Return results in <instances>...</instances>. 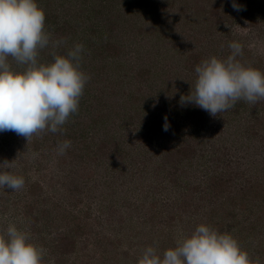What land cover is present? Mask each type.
I'll use <instances>...</instances> for the list:
<instances>
[{
	"label": "rangeland",
	"instance_id": "374dc122",
	"mask_svg": "<svg viewBox=\"0 0 264 264\" xmlns=\"http://www.w3.org/2000/svg\"><path fill=\"white\" fill-rule=\"evenodd\" d=\"M45 1L50 3L52 15H58L60 22L69 25L71 46H84L82 53L87 55L85 65L81 64L84 72H145V62L158 67L169 60L180 78L184 77L180 72L187 69L183 65L184 55L191 49L199 51L201 46L194 44L188 34L201 27L202 20L191 24L198 16L195 10L181 21L177 20L176 6L171 11L167 5L170 8L165 14L167 25L152 38L150 16L142 4L139 7L140 1L107 0L106 4H100L99 0ZM202 6L206 12L209 10L204 3ZM113 24L118 25L117 29ZM221 26L223 33L233 29L238 34L236 37L254 33L245 21L234 20L231 24L224 21ZM72 28H76L75 35ZM174 32L180 34L175 36ZM48 33L53 40H61L52 30ZM83 36L90 38V42H82ZM105 42L111 43L118 56L100 69L93 56L98 55V47ZM44 62L48 63L49 59ZM13 68L23 70L20 66ZM144 86L146 91L141 92L126 79L120 86L119 103L124 104L112 127L120 137L128 130L130 144L125 153L112 155L115 158L99 153L95 161L82 145L70 152L66 150L64 155H59L57 149L35 150L33 137L27 141L15 132H0V164L7 160L13 165L0 168V172L25 178V186L19 191L0 188V234L13 223L31 238L44 236L47 240L36 242L46 250L51 238L65 230L68 214L63 211L68 206L69 218L75 224L73 229L81 226L80 230L71 232L77 248L58 262L45 256L44 264H138L144 248L152 246L162 254L175 246L181 234L190 235L201 223L231 234L242 250L247 251L252 264H264V146L257 142L256 148L240 161L242 167L237 172L235 164L226 168L222 155L230 156L224 151L234 129L229 120L231 112L220 113L212 120L213 116L195 105V110L170 117L165 105L156 109L153 114L157 120L150 140L144 137L141 126L135 130L136 120L125 111L149 93L147 88L156 94L155 87ZM113 105L117 110V103ZM193 116L199 120L198 124ZM165 118L170 125L167 131H164ZM219 125H224L223 129ZM182 146L186 152L181 150ZM81 158L88 168L81 164ZM229 174L233 180L222 187V194L213 195L215 175L225 180ZM88 176L91 177L87 181ZM244 179H251L252 187L243 185L240 189ZM28 185H33L32 190L38 185L34 191L37 193H29ZM234 185L241 190L238 194L233 190ZM51 204H57L58 209L49 210ZM28 207H32L35 222Z\"/></svg>",
	"mask_w": 264,
	"mask_h": 264
},
{
	"label": "clouds",
	"instance_id": "9594fccd",
	"mask_svg": "<svg viewBox=\"0 0 264 264\" xmlns=\"http://www.w3.org/2000/svg\"><path fill=\"white\" fill-rule=\"evenodd\" d=\"M233 8L242 10L233 3ZM45 12L37 0H0V132L13 131L30 141L34 135L57 133L76 114L86 83L90 79L80 67L82 44L66 54H57L63 40H53L45 29ZM226 59L211 56L196 67L194 87L180 102L194 104L216 117L238 101L255 105L264 100V71L237 60L242 54L238 42L228 45ZM51 48L50 63L38 62L41 50ZM11 61L23 70H15ZM170 125L165 118L164 131ZM71 141L57 144L64 155ZM5 160L0 168H12ZM25 178L0 172V188L19 191ZM46 250L33 242L27 231L10 223L0 234V264H44ZM138 264H252L247 251L229 233H221L205 223L190 235L181 234L174 247L162 254L148 246Z\"/></svg>",
	"mask_w": 264,
	"mask_h": 264
},
{
	"label": "trees",
	"instance_id": "16d2710c",
	"mask_svg": "<svg viewBox=\"0 0 264 264\" xmlns=\"http://www.w3.org/2000/svg\"><path fill=\"white\" fill-rule=\"evenodd\" d=\"M138 1H140V3ZM106 2L107 0H99L100 4H106ZM129 2L131 3V0ZM133 2H138L139 5L142 4L144 9L148 11L152 38H156L167 25V16L165 14L170 11L167 5H170L172 8L171 11H173L176 6L175 14L177 15V20L182 21L183 17L190 15L193 10H195L198 16L192 20L191 24L193 22L197 24L202 20L200 23L201 27L191 30L188 33L195 41L194 44L201 46L199 47V51L191 49L184 55L186 58L183 60V65L187 69L180 72L184 74V77L181 76L179 78L178 75H176L177 72H174L175 67L169 60H166L165 63L162 62L158 67H153V62H145L146 65H144L143 69L145 72H85L90 79L86 83L84 93L80 99L78 112L69 117L68 122L63 126L62 132H46L42 133L40 136L34 135L33 146L35 150L42 148L43 151H50L51 149H57L58 143L70 140L71 147L67 149L69 152L82 145L85 147L87 153L92 154L91 157L94 158L93 160L95 161L98 160L99 153L110 155V157H114L112 155L119 154L120 152L123 153V151L125 153L126 146L130 144L128 130H125V132L122 131L123 135L121 136L123 137H120L116 134L115 128L112 127L115 123V118L118 116L117 114H119L122 103L124 104V102L119 103V100L122 98V93L119 89L125 79L130 85H136L140 91H146L144 84L155 87V95H153V90L151 91V89L147 88L149 93L147 95L146 93H142L141 100L139 102H134L132 106L125 110L127 114L131 115L132 120H136L133 125L135 130L141 126L142 131H145L144 135L146 136L144 137H148L151 140L153 137H151L152 134L150 132L153 130L152 126L157 120L156 116L153 114L156 109L165 105L166 108L164 109L170 113L168 117L180 113L186 114L188 111L197 109L193 107L194 104L189 103L182 105L180 102L181 96H186L190 92L191 85L194 87L197 78L195 67L202 60L211 56L226 59L227 56L231 54L228 45L232 42H238L242 46V54L237 57L239 62L246 66H252L264 71V0H164L161 3L158 0H133ZM37 3L41 8L43 4L46 3V10L44 11L46 16L45 29L47 32L52 30L59 39L66 42L56 49L57 54H66L67 50L72 47L71 41H73V38H68L70 34L69 25L63 21L60 22L58 15H52V11L49 10L50 3L48 1L37 0ZM203 3L205 6H208L209 10L207 12L202 6ZM233 3L241 6L242 10H235L233 8ZM139 7L142 8L141 5ZM234 20L247 22L250 31L254 33L246 34L243 37H236L238 34L234 32L233 29L227 31V33H223L221 25L224 21H228L231 24ZM113 25L115 26L114 28L117 29L118 25ZM75 31L76 28L71 29L74 35ZM174 33L176 34L175 36L180 34L179 32ZM83 37H85V39H83L82 42H90V38L86 36ZM113 49L110 42H105L98 47V55L93 57H96L97 66L100 69H104L106 65L109 64V60H113L118 56L114 54L115 50ZM104 51L107 53L103 54ZM51 52V48H49V50L48 48H46V50H41L38 56V62L45 63L44 61L46 58L49 59L48 63L52 62L53 57ZM81 56L83 57L79 62L80 67L87 58L86 53H81ZM148 58L150 61L151 58ZM10 63L12 67L17 66L14 61ZM21 69L23 68L21 67ZM115 103H117V110H115L113 105ZM126 107L127 106H125V108ZM198 109L201 110L202 108L198 107ZM227 111L231 112L229 120L231 121L230 125L232 127L234 126V129L233 132L231 131V139L225 144L227 150L224 152L230 153V156H227V154L222 155L223 164L227 166L226 168H230L231 164H235L234 171L237 172L241 164L240 161L246 159L249 152L256 148L257 142L261 144L262 147L264 146V100H259L254 106L241 100L236 103L234 108ZM115 113L116 116L114 117ZM156 113L159 115L160 112L157 111ZM137 118L138 120L140 119V123L137 122ZM196 118H198V116ZM213 118L214 117H212V120ZM192 119H195V117L193 116ZM198 123L199 120L196 121L195 119V124ZM223 127L224 125L218 126L219 129H223ZM87 137H89L91 141H88ZM95 137L96 139H94ZM92 140L96 141L92 142ZM91 143L98 145L96 147L93 145L91 146ZM42 150L41 152L44 154ZM181 150L186 152L185 146H182ZM75 152L77 153L79 151L76 150ZM72 161L73 159L71 162ZM258 161H260V159H258ZM86 163L87 162L81 158V164L85 166V168H88ZM246 165L249 166L247 162ZM231 175L232 174H229V176L227 175L225 180L222 176L218 177L215 175V181H213L212 184L214 191L213 195L217 196L222 194V187L225 186L227 182L233 180V175ZM90 177L91 176H88L87 181ZM243 181L244 184L239 186L240 189L244 187L243 185H247L249 188L252 187L253 182H251V179H244ZM257 181L259 182V180ZM36 183L38 184V182ZM93 185L98 188L95 182H93ZM32 186L33 185H28L27 190L29 193H37L34 191H37L39 186L34 185L36 187L35 189L33 187V190L31 189ZM239 188L234 185L233 190H236V194L241 191ZM242 192L246 191L242 190ZM49 207L51 208L49 210L58 209L57 204H51ZM29 212L33 215V221L35 222L36 216L33 214L32 207H28V213ZM63 212L68 214L65 216L68 217L64 223L65 230L57 233L56 236L51 238V242H49L51 244L47 245L45 252L46 259L51 258L56 262L64 259L65 256H70L71 252H75L77 243L71 232L72 230L76 232V230L81 229L80 225L75 226L73 229L75 224L72 222V219L69 218L70 211L68 206ZM54 225L55 231L57 232L59 224L57 223ZM30 239L31 242L36 245V241L38 240H47L44 236L37 238L35 235H33L32 238L30 237Z\"/></svg>",
	"mask_w": 264,
	"mask_h": 264
}]
</instances>
